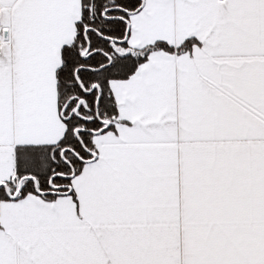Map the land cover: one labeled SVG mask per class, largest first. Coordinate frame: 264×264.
I'll return each instance as SVG.
<instances>
[{"label": "snow or ice", "instance_id": "1", "mask_svg": "<svg viewBox=\"0 0 264 264\" xmlns=\"http://www.w3.org/2000/svg\"><path fill=\"white\" fill-rule=\"evenodd\" d=\"M0 264H264V0H0Z\"/></svg>", "mask_w": 264, "mask_h": 264}]
</instances>
